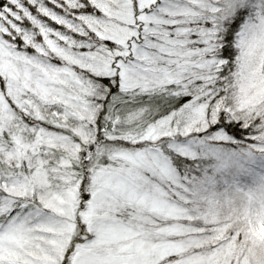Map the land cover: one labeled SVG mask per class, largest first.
<instances>
[{
  "label": "snow or ice",
  "instance_id": "1",
  "mask_svg": "<svg viewBox=\"0 0 264 264\" xmlns=\"http://www.w3.org/2000/svg\"><path fill=\"white\" fill-rule=\"evenodd\" d=\"M0 264H264V0H0Z\"/></svg>",
  "mask_w": 264,
  "mask_h": 264
}]
</instances>
